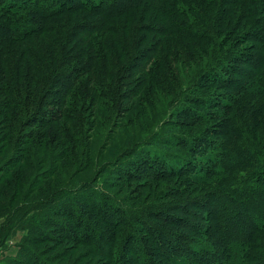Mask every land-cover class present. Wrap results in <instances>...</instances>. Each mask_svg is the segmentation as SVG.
<instances>
[{
  "label": "trees",
  "instance_id": "1",
  "mask_svg": "<svg viewBox=\"0 0 264 264\" xmlns=\"http://www.w3.org/2000/svg\"><path fill=\"white\" fill-rule=\"evenodd\" d=\"M228 70L244 72L229 82L223 76ZM212 88L223 96L206 98ZM157 89L177 103L170 111L176 122L189 118L186 125L193 126L203 120L194 107L202 105L216 127L198 133L197 145H187L185 137L158 136L154 147L167 157L158 151L152 157L150 142L148 152L132 151L133 171L145 166L156 180L199 178V169L186 170V161L171 149L193 156L214 151L208 176L219 180L206 193L212 207L201 219L204 227L172 212L176 203H188L193 181L167 187L139 208L138 222L144 220L152 240L145 241L147 251L136 264H156L150 254L155 249L174 264H258L250 251L264 252V0H0V139L2 152L12 149L3 177L14 167L33 165L36 157L42 164L71 160L84 147L87 111L106 116L126 102L135 108L142 91L155 90L162 99ZM53 105L58 114L46 108ZM50 125L48 145H31V161L34 134ZM123 162L120 168L131 172L128 160ZM50 173L34 180L42 184ZM79 200L73 205L87 213L91 205ZM160 222L189 228L205 241L192 237L197 245L184 246L190 236L176 234L163 237L164 244L158 237L169 231ZM189 249V260L181 259L179 253Z\"/></svg>",
  "mask_w": 264,
  "mask_h": 264
},
{
  "label": "rangeland",
  "instance_id": "2",
  "mask_svg": "<svg viewBox=\"0 0 264 264\" xmlns=\"http://www.w3.org/2000/svg\"><path fill=\"white\" fill-rule=\"evenodd\" d=\"M247 67L251 69L252 66ZM237 68L238 66L234 67L235 70ZM235 70V73H228V70L223 76L229 82H237L242 78L244 70L239 74ZM156 92L157 96L162 95L165 100L156 99L155 90L151 91V95L142 91L137 95L135 108H131L130 103L126 102L118 112L114 109L106 116L98 109L87 111L88 129L86 126L81 131L84 147L78 152L79 155L72 154L71 160L55 164L46 161L42 164L36 157L33 165L27 162L18 168L14 167L11 176L3 177L0 171V264H136L137 260L142 263L138 256L147 251L145 241L152 238H146L147 225L144 220H141L142 224L138 222L139 208L146 202H152L159 191L192 181L196 184L192 197L188 203H176V210L173 208L172 212L189 225H207L201 220L206 216L207 209L212 207V199L206 193L214 191L219 180L216 175L208 176L213 173L209 160L214 157V151L207 155L202 150L193 156L185 150L171 149L186 161V170H189V165L199 169V178L196 175H186L156 180L150 177L151 171L145 166H141L139 171H133L134 167H131L135 163L132 151L137 149L138 152H148L150 142L153 143L149 149L152 157H159L157 151L167 157L164 149L156 151L154 147L158 136L162 135V138L164 135H172L177 139L185 137L187 145H197L198 133L203 134L216 127L215 121L208 119V109L201 107L202 105L194 107L198 108L199 114H203V120L193 126L186 125L189 118L176 122L177 119L171 117L170 111L177 103H170L171 97L160 90L157 89ZM220 96H223L222 91L213 88L205 94L211 101ZM46 108L51 115L59 110L56 105ZM51 128L50 125L41 131L43 136L40 131L34 134L32 144L28 146L31 161V145L34 148L41 140L48 145L47 140L51 136L48 132ZM154 133L152 140L150 136ZM1 142H4V138L0 139V170L12 151L10 145L2 152L4 144ZM124 160H128L125 167L128 169L130 166L131 172L120 168ZM44 171H51L50 175H53L43 178L42 184H38L40 179L34 178L38 173H45ZM203 187L204 190L201 191ZM198 193L200 194L195 196ZM78 199L79 202H86L87 206L91 205L87 213H82L73 205ZM159 201L154 203L158 204ZM184 211L186 213L183 214ZM82 220L84 224L81 223ZM160 224L162 227L163 223ZM163 229L169 231L158 237L164 244H167L164 241L167 235L176 238V234H180L178 239L190 236L189 241L183 242L184 246L197 245L192 237L205 241L204 237L192 234L184 226L163 225ZM67 231L73 232V236L65 237ZM156 243L157 240L154 241ZM250 252L254 254L258 264H264L263 251L252 249ZM191 253L189 249L188 253L182 251L179 256L181 259L186 256V260H189ZM150 254L156 264H174L162 256L159 250L155 249L154 254Z\"/></svg>",
  "mask_w": 264,
  "mask_h": 264
}]
</instances>
